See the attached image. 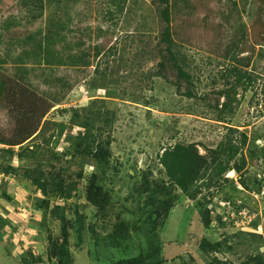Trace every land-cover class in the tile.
<instances>
[{
    "label": "rangeland",
    "instance_id": "1",
    "mask_svg": "<svg viewBox=\"0 0 264 264\" xmlns=\"http://www.w3.org/2000/svg\"><path fill=\"white\" fill-rule=\"evenodd\" d=\"M19 1L0 0V59L7 61L0 70L7 78H23L39 95L61 99L41 124L42 137L51 141L53 152L68 153V139L80 130L69 126L73 111L82 114L83 109L94 104L96 110L113 115L110 122H100L96 127L102 131L104 141L109 137L111 142L103 182L107 215L95 222L96 210L86 202L85 186L95 171L92 165L71 163V171L82 177L74 197L64 203L51 200L50 207L39 212L33 207L35 197L41 195L30 182L0 174V216L7 223L0 229V264H23L28 253L35 258L33 264H60L49 254L52 243L63 240L59 221L48 214L55 206L65 207L68 220L75 218L76 209L84 218L80 238L72 228L67 230L71 264H109L137 256L148 251V242L160 247L162 264H209L212 257L240 264L249 258L264 257V162L259 160L252 166L249 156L264 146V42H253V35L264 30L256 27L264 21V0H169L172 39L179 44L186 70L193 78L196 98L191 99L183 96V83L179 89L173 85L174 72L168 66L162 77H154L160 69L158 52L164 51V46L158 45L161 5L151 0H128L123 14L107 21L106 0H63L60 5L48 0L42 16L30 21L18 6ZM61 7H66L68 18L59 10ZM50 21L66 26L53 39L57 43L53 50H62L61 45H66L73 55L84 52L89 55L88 67L45 68L43 63H37L40 59L21 56L22 48L29 46L21 47L17 39L22 42L32 35L39 40ZM249 44L253 45L252 51L247 50ZM96 49L102 57H96ZM235 51L238 59L248 65L247 70L258 75V82L253 90L243 94L238 91L240 103L233 116L219 123L217 111L212 109L218 99L215 93L224 87L218 78L230 65L224 55ZM109 53L113 56L108 57ZM19 57L24 61L20 66L16 64ZM97 64L99 71L105 70L106 79L100 78L104 89L87 86L98 78ZM218 101L219 105L223 102ZM57 109L67 112L60 114ZM13 124L8 107L1 106L0 135L11 137ZM229 127L244 132L248 138V144L231 164H239L243 155L246 164L241 173L232 177L226 173L223 178L231 181L203 188L195 201L176 190L179 200L167 218L154 211L152 218L142 224L140 207L132 200L141 193L138 183L149 182L155 187L165 180L159 174L157 160L163 149L176 143L195 144L203 155L204 149H215L224 141ZM42 137L22 147L41 143ZM22 147H14V153ZM1 149L6 148L0 145ZM6 162L0 154V165ZM10 163L13 167L31 165L16 157ZM2 192L12 198L11 203L1 198ZM204 211L209 213V228L201 223ZM109 236L119 240L116 246L102 243ZM203 241L219 245L220 251L213 254L208 246L202 251Z\"/></svg>",
    "mask_w": 264,
    "mask_h": 264
},
{
    "label": "trees",
    "instance_id": "2",
    "mask_svg": "<svg viewBox=\"0 0 264 264\" xmlns=\"http://www.w3.org/2000/svg\"><path fill=\"white\" fill-rule=\"evenodd\" d=\"M63 0H51L58 5ZM152 4H158L162 6L159 11V19L162 23L161 33L159 36V46H164V51H159L158 55L161 59L159 63L160 69L154 73V77H162L163 69L168 66L172 72H174L173 85L179 87L183 83L185 91L183 96L187 99L196 98L193 91V78L186 70V63L181 55L180 49L177 47L179 44L172 39L171 29V5L169 0H151ZM48 0H20L18 6L26 11V14L30 21H34L42 16L45 9V4ZM106 17L107 21H113L116 15L123 14L124 8L127 6L128 0H106ZM115 8L114 11L111 9ZM61 12H64V16L68 18L67 9L60 8ZM63 22H48L47 29L39 40L32 35H28L24 41L17 43L21 47L29 46L28 49L22 48L21 56L25 59L33 57L35 60L40 59L39 65L42 63L45 68L63 67L70 65L73 68H85L89 66V55L84 52L79 54H72L73 50L66 45L62 47V50L55 51L53 46L57 43L53 41L57 37V32L63 31L65 28ZM257 29L262 27L264 29V21L258 22ZM255 32L256 29L254 28ZM245 35L242 33L241 37ZM255 43L264 42V30H260L257 34L253 35ZM247 42V41H245ZM56 43V44H55ZM77 46V45H76ZM237 50V45L236 48ZM253 45L247 46V50L252 51ZM70 52L65 56V53ZM244 53V51H240ZM56 53V54H55ZM247 53V52H245ZM100 53L96 49V57ZM109 53L108 57H112ZM238 54L235 52L224 55L230 65L227 66L222 72H220L218 80H223L224 87L222 90L217 91L215 95L218 99H222L223 102L219 105L218 99L215 101V105L212 109L217 111V120L219 123H225L233 116L235 109L240 103V99H237L238 91L242 94L248 90H253L258 82V75H255L252 71L247 70L248 65L242 63L243 59H238ZM19 62L16 64H22L19 57ZM7 61L0 59V68ZM15 64V63H14ZM20 66V65H19ZM99 66L95 67V75L98 78H94L93 83L87 84L91 89H104L102 85L101 77L105 78V70L99 71ZM23 74L25 72H22ZM106 79V78H105ZM98 80V81H97ZM102 80H104L102 78ZM105 81V80H104ZM24 79L7 78L4 71L0 70V107H8L11 118L14 121L13 131L11 137H2L0 135V145L6 149H1L0 154L7 162L0 165V174L5 176H12L17 181L22 179L30 182L34 191L40 193V197H35V204L33 210L39 212L42 209H48L50 207L51 200L60 199L63 203L70 200L73 193L78 189V186L82 180L81 174L71 171V163L77 164L80 167H84L86 164L95 167L88 185L85 186L86 202L92 206L95 210V222L100 219L103 220L107 215V196L103 189V182L105 180V174L108 171V147L110 146L109 137L106 141L102 138V131L96 128L97 124L103 122V124L110 122L112 114L108 115L105 110H96L93 108L94 104L82 110V114L73 111L69 126H75L76 128L83 130L68 139L69 151L68 153H57L51 151V141L42 137L43 125L42 121L46 115L56 106L60 105L61 99L46 98L43 94H37L30 87V83H23ZM101 82V84H99ZM181 83V84H180ZM26 84V85H25ZM212 84H216L212 81ZM29 86V87H28ZM205 98V97H204ZM60 114L66 113L67 109L58 111ZM62 127V126H60ZM100 128H102L100 126ZM41 129V130H40ZM61 128L60 134L63 132ZM96 132V133H95ZM42 137L41 143L30 146L26 145L22 147L26 142L31 143ZM52 140V139H51ZM237 140V142H234ZM43 144V145H42ZM97 144V145H96ZM248 144V138L244 132H238L236 129L227 128L224 141L219 144L215 149H204L205 154L200 155L198 151V145L176 143L173 146H169L163 149V152L158 155V164L161 167L159 174L165 177V180H160V183H156L155 187H151L149 182L138 183L137 188L140 187L141 193L137 194L132 202H135L140 207V221L145 223L152 218L153 212L158 211L163 214V218H167L170 210L175 206L179 200V196L176 194V190L180 191L187 200H196L199 193L203 188L209 189L212 186H221L229 179L223 178V176L233 171L240 174L246 164V159L242 155L239 157V164L236 163L234 167L231 164L236 162V157L239 151L246 147ZM21 146L23 149L15 154L14 147ZM67 149V150H68ZM50 153V154H49ZM6 155V157H4ZM48 156L47 159H44ZM251 165H256L259 160L264 162V146L259 151H253L250 155ZM16 157L17 160H24L30 162L33 166H19L13 167L10 163L11 159ZM67 157V159H65ZM44 159V160H43ZM62 162V163H61ZM61 163V164H60ZM59 164V165H57ZM136 188V187H135ZM213 188V187H212ZM257 190V189H255ZM260 189L257 191L259 192ZM2 197L7 203L12 202V198L5 192H2ZM132 195V194H131ZM202 214L201 223L205 228L210 227L208 218V211H204ZM48 214L59 221L61 226L62 243L53 242L49 247V254L58 259L60 264H71L72 257L66 248L67 244V230L68 227L74 230L77 238H80L83 227L82 216L78 213L77 209L74 211L75 218L68 220L66 217L67 211L65 207H51L48 210ZM162 218V216H160ZM99 219V220H98ZM5 219L0 216V229L6 225ZM95 226V223L91 227ZM125 237L127 234L124 235ZM118 236L121 240L125 237ZM1 237V235H0ZM98 241V240H97ZM118 241L114 236H109L108 239L102 241L105 245L116 246ZM81 245V240H78V246ZM206 246L209 247L211 253L216 254L220 251L219 245H208L204 241L201 243L200 248L202 251H206ZM160 247L155 246L153 243L148 242V251L146 253H140L137 256L118 259L109 264H162L163 260L159 258ZM36 263L35 258L31 253H28V258L23 261V264ZM209 264H232L228 262L219 261L216 257L210 259ZM240 264H264V257L257 256L249 258Z\"/></svg>",
    "mask_w": 264,
    "mask_h": 264
},
{
    "label": "bare ground",
    "instance_id": "3",
    "mask_svg": "<svg viewBox=\"0 0 264 264\" xmlns=\"http://www.w3.org/2000/svg\"><path fill=\"white\" fill-rule=\"evenodd\" d=\"M235 173L233 171L228 172L229 177H232ZM231 179V178H230Z\"/></svg>",
    "mask_w": 264,
    "mask_h": 264
}]
</instances>
